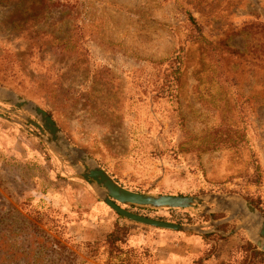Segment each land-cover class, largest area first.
<instances>
[{
  "label": "rangeland",
  "instance_id": "1",
  "mask_svg": "<svg viewBox=\"0 0 264 264\" xmlns=\"http://www.w3.org/2000/svg\"><path fill=\"white\" fill-rule=\"evenodd\" d=\"M0 85L125 188L212 196L205 208L122 205L131 212L204 229L232 201L264 215V0H0ZM4 107L19 115L0 117V264H56L53 239L77 264L123 262L88 246L118 224L135 250L123 264H264L242 219L200 234L121 216L31 132L30 111ZM182 237L200 244L190 258Z\"/></svg>",
  "mask_w": 264,
  "mask_h": 264
},
{
  "label": "water",
  "instance_id": "2",
  "mask_svg": "<svg viewBox=\"0 0 264 264\" xmlns=\"http://www.w3.org/2000/svg\"><path fill=\"white\" fill-rule=\"evenodd\" d=\"M4 105L13 106L20 111H30L35 119L27 115L20 116H22L26 123L33 128L31 132L52 149H55L60 155L68 158L78 175L90 185L97 188L102 200L121 216L153 227L181 232H196L200 234L215 232L216 226L222 225L231 219L239 218L243 221L241 228H244L251 241L255 243L260 250L264 251V215H262L249 201L241 200L239 203L233 201L226 203L227 206H234L236 211L223 220L215 221V227L211 229H204L197 225L167 222L131 212L122 207V205L144 209L205 208L207 206L206 202H208L212 196L148 194L129 190L118 183L90 154L80 151L68 142L52 116L36 102L0 85V117L13 121L12 116L19 115L17 110L7 109ZM16 121L17 123H21L19 120ZM79 152L81 153L79 154ZM75 157H77L81 163L75 162ZM209 211L213 213L215 209H210Z\"/></svg>",
  "mask_w": 264,
  "mask_h": 264
},
{
  "label": "trees",
  "instance_id": "3",
  "mask_svg": "<svg viewBox=\"0 0 264 264\" xmlns=\"http://www.w3.org/2000/svg\"><path fill=\"white\" fill-rule=\"evenodd\" d=\"M195 25L196 24L194 23L193 27ZM174 62H175V65H173V66L175 69H177V66L179 63L177 60H175ZM127 233H128L127 226L118 224V225H116V227L113 231L106 234L104 240H99V239L94 240V241H92V243L91 242L88 243V246L89 247H91V246L97 247L98 245H101V244L105 245V246L107 245L109 247L110 251H114L118 255H124V258L120 259L124 262V261L128 260V256L129 257L135 256V254L133 253L135 251L134 249H132L129 246L125 247L126 240H127ZM50 243H51L50 246L52 247L54 252L57 253L56 255H57L58 259L55 260L57 262L56 264H77L78 263L80 257L77 256L74 252L70 251L69 248L66 245H64L60 240L53 239V241H51ZM253 253L255 254V257L257 254H264V252L257 251V250H254ZM142 254L143 253L139 251L137 255H138V257L141 258ZM92 256H94V254ZM86 262H87V260H81V264L82 263L84 264ZM123 262L116 263V264H123Z\"/></svg>",
  "mask_w": 264,
  "mask_h": 264
},
{
  "label": "crops",
  "instance_id": "4",
  "mask_svg": "<svg viewBox=\"0 0 264 264\" xmlns=\"http://www.w3.org/2000/svg\"><path fill=\"white\" fill-rule=\"evenodd\" d=\"M182 239L186 240V242L188 243L186 248V253L184 254L185 257L187 258H190V254H196L198 248H199V243L197 241V239H192V238H185V237H182ZM176 253L175 252H171L169 253V255L166 256V259L168 258V261H171L172 258L175 260L176 259Z\"/></svg>",
  "mask_w": 264,
  "mask_h": 264
}]
</instances>
